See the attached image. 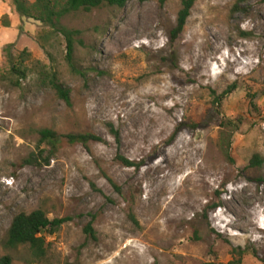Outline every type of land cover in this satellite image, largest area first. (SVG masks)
Returning a JSON list of instances; mask_svg holds the SVG:
<instances>
[{"label": "rangeland", "instance_id": "rangeland-1", "mask_svg": "<svg viewBox=\"0 0 264 264\" xmlns=\"http://www.w3.org/2000/svg\"><path fill=\"white\" fill-rule=\"evenodd\" d=\"M181 1L65 18L82 33L77 73L62 36L44 41L48 27L0 0V257L264 264V1L196 0L173 43ZM10 44L14 58L30 54L19 86ZM42 70L71 89V107L42 86ZM42 129L59 136L54 147L40 143ZM79 134L99 140L68 142ZM33 156L40 166L25 163ZM40 208L66 220L46 234L45 257L6 249L13 218Z\"/></svg>", "mask_w": 264, "mask_h": 264}, {"label": "trees", "instance_id": "trees-1", "mask_svg": "<svg viewBox=\"0 0 264 264\" xmlns=\"http://www.w3.org/2000/svg\"><path fill=\"white\" fill-rule=\"evenodd\" d=\"M129 1L132 0H11V3L20 16L40 22L49 28L46 36L42 38L44 41L48 39V35L63 37L66 42V61L72 70L80 73L77 71L75 54L76 44H83L81 39H79V36H81L82 33L65 26L63 24L64 19L80 12L91 13L105 8L122 9ZM195 3L196 0L181 1V10L178 13L177 25L171 33V41L173 43L177 41L183 33ZM235 9H238L237 5L235 6ZM4 20L3 25L8 27V21L6 19ZM12 47L13 44H10L4 49L11 64V69L8 75H10L12 83H14L15 86H19L20 81L24 80L29 72L28 70L30 68L28 67V60L30 54L25 51L18 57L14 58L11 54ZM49 57L50 59L53 58L50 53ZM39 72L42 86L52 90L58 98L63 100L67 106L71 107V89L61 82L58 73L46 70ZM14 78L18 80L13 82ZM231 90L232 89H229L224 94H230ZM39 135L41 144L45 143L54 147L59 142V136L52 130L42 129L39 131ZM67 138L68 142L72 144L80 143L84 146H87L90 142L99 140L93 134L69 135ZM120 160L125 167L131 168L137 166L135 163L127 159L121 158ZM254 160H257V158L255 157ZM25 163L29 165H41L35 156L27 159ZM133 220L137 222L134 217ZM65 221V219L50 220L48 213L41 208L30 214L23 212L19 213L13 218L8 229L3 242L4 247L9 250L26 247L29 249L35 260L41 261L46 255V234L52 236ZM86 231L92 236L95 234L91 225L87 227ZM0 264H12V259L9 256L0 257ZM229 264H235V262Z\"/></svg>", "mask_w": 264, "mask_h": 264}]
</instances>
